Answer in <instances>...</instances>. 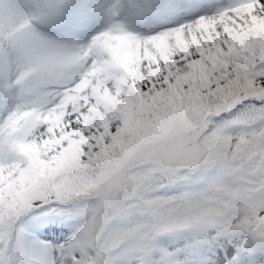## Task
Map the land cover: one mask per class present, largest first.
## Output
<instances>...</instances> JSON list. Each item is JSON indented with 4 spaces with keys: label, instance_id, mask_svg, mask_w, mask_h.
<instances>
[{
    "label": "snow or ice",
    "instance_id": "1",
    "mask_svg": "<svg viewBox=\"0 0 264 264\" xmlns=\"http://www.w3.org/2000/svg\"><path fill=\"white\" fill-rule=\"evenodd\" d=\"M0 264H264V0H0Z\"/></svg>",
    "mask_w": 264,
    "mask_h": 264
}]
</instances>
